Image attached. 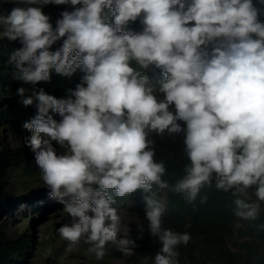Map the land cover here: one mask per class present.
I'll use <instances>...</instances> for the list:
<instances>
[{
    "label": "clouds",
    "instance_id": "1",
    "mask_svg": "<svg viewBox=\"0 0 264 264\" xmlns=\"http://www.w3.org/2000/svg\"><path fill=\"white\" fill-rule=\"evenodd\" d=\"M6 2L13 7L0 14V39L23 45L10 63L16 79L33 85L31 95L17 89L23 105L37 109L23 127L49 197L71 217L58 229L68 252L84 239L98 260L109 242L133 254L136 241L108 192L168 187L150 132L183 134L190 163L175 191L192 202L215 180L218 190H234L236 216L256 219L260 203L241 196L256 186L264 201V7L254 0ZM49 4L71 8L55 27L43 11ZM138 19L142 31L128 30ZM152 66L163 70L159 87L142 74ZM53 69L64 77L83 72L70 98L35 87ZM55 145L66 151L58 154ZM146 203L149 232L161 244L154 264H177L175 249L190 235L163 229L164 207L151 197Z\"/></svg>",
    "mask_w": 264,
    "mask_h": 264
},
{
    "label": "trees",
    "instance_id": "2",
    "mask_svg": "<svg viewBox=\"0 0 264 264\" xmlns=\"http://www.w3.org/2000/svg\"><path fill=\"white\" fill-rule=\"evenodd\" d=\"M258 7H264L261 0H254ZM63 10H71L67 5H45L43 11L50 16V21L55 27L56 20L60 17ZM106 14L111 19V13L106 10ZM142 25L138 19L136 22H130L128 30L140 32ZM62 44L57 41L52 46L56 50ZM23 45L17 41H9L4 38L0 41V127L8 128L15 137H22L30 133L23 127L26 121H30L37 114L35 102L33 105L24 106L22 97L17 94V89L24 87L27 89L25 95H31L33 85L24 84L15 78L16 68L10 63L11 56L15 51L22 48ZM209 46L207 51L211 52ZM158 81L165 79L162 69ZM83 72L77 70L71 77H64L57 74L54 69L51 73L50 81L39 82L35 87L43 88L48 94L55 95L60 99H68L71 96V90H74L81 83ZM74 98V97H73ZM54 118L60 119L58 114ZM148 140L151 141L149 149L154 152V160L162 163L165 172L161 180L166 182L167 204L169 214L162 223L163 229H169L175 233H188L190 240L187 245L180 244L175 250L178 252L176 257L177 264H194L197 261L196 249L200 245L215 248L219 250L231 264H236L242 254L232 252L226 247L228 238L238 233L252 238L253 242L264 244V205L258 210L257 217L254 220H244L235 214L234 190L227 192L218 190L215 186V180L212 184L201 188L197 198L189 202L183 192L175 191V186L179 181L185 178V168L190 161L185 153L183 134L169 135L165 132L163 135L150 132ZM55 144V142H53ZM58 154L64 148L55 145ZM20 158H26L27 167L32 171L36 166L35 154L28 146H19L16 148L5 145L0 151V216L7 213H15L16 210L28 211L31 209L40 210L47 205H54L56 200L49 197L47 186L36 188L23 196H16L3 187V181L8 171L13 166L14 161ZM158 184H153L150 192L138 189L136 192L117 197L113 190H109L108 195L113 200L114 207H123L127 200L132 202L134 211L145 216L147 203L146 197H149ZM94 187H97L94 185ZM256 186L247 190L255 193ZM159 203V200H154ZM245 221V227L238 226V223ZM129 238L136 241V247L131 256L127 255L128 264L130 261H138L140 264H154L155 256L161 248L158 237H153L149 229L130 231ZM109 242L107 245H109ZM241 247L251 248L252 243L244 242ZM31 249L29 235L23 233L12 237L4 229H0V264H16L19 260L25 258ZM257 254L258 247L254 249ZM115 256H123L118 248L111 250ZM252 252L247 256L244 264H253ZM257 264H264V250L257 257Z\"/></svg>",
    "mask_w": 264,
    "mask_h": 264
},
{
    "label": "rangeland",
    "instance_id": "3",
    "mask_svg": "<svg viewBox=\"0 0 264 264\" xmlns=\"http://www.w3.org/2000/svg\"><path fill=\"white\" fill-rule=\"evenodd\" d=\"M13 7L12 3L6 0H0V14L6 13ZM3 39H0L2 41ZM135 66V62H133ZM142 74L149 77V83L157 87L162 81H158L160 73L158 68L154 66L147 70H142ZM32 133H28L22 137H15L8 128L0 127V151L5 145L13 148L19 146H28L27 141ZM30 148V147H29ZM66 151L64 149L60 154ZM35 154V153H34ZM26 158H20L14 161L13 166L8 171L3 181V187L15 194L23 196L31 190L45 186L42 180V169L36 163L35 168L29 171ZM153 200H159V204L164 207L162 221L169 214L167 204V191L159 185L149 196ZM249 203L259 202L260 207L264 205V201H258L255 193L248 192L246 196H241ZM121 217V227L127 228L128 232L137 231L148 228V221L145 216L138 215L133 207L132 202L127 200V204L123 207H116ZM261 209V208H260ZM71 217L64 210L62 203L47 205L40 210L31 209L28 211L16 210L15 213H7L0 216V229H4L12 237H16L23 233L29 235L31 249L29 254L19 260L16 264H125L128 261L127 255L115 256L111 252L117 248L116 245L110 243L105 246V255L102 259H96L94 253L89 252L90 244L85 243L82 239L71 252L67 251L69 242L61 239L58 229L64 224H71ZM245 221L238 223V226L245 227ZM244 242L252 243L251 248L241 247ZM226 247L232 252L242 254L236 264H244L248 255L252 252L253 264H257V257L264 250V244L261 242H253L252 238L242 235L241 233L228 238ZM258 247L257 254L254 250ZM197 261L194 264H231L227 261L226 256L215 248L200 245L196 249ZM128 264H140L138 261H130Z\"/></svg>",
    "mask_w": 264,
    "mask_h": 264
}]
</instances>
